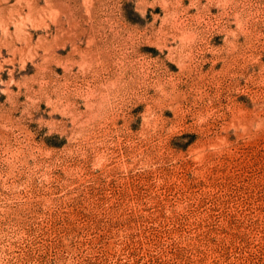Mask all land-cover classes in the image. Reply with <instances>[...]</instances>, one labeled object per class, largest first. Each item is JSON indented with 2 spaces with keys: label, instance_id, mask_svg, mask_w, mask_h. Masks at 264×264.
I'll list each match as a JSON object with an SVG mask.
<instances>
[{
  "label": "rangeland",
  "instance_id": "374dc122",
  "mask_svg": "<svg viewBox=\"0 0 264 264\" xmlns=\"http://www.w3.org/2000/svg\"><path fill=\"white\" fill-rule=\"evenodd\" d=\"M0 264H264V0H0Z\"/></svg>",
  "mask_w": 264,
  "mask_h": 264
}]
</instances>
